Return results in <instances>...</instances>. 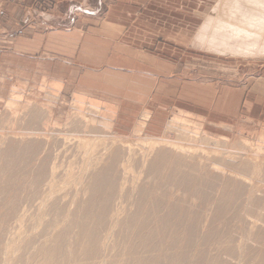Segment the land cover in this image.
I'll return each mask as SVG.
<instances>
[{
	"label": "rangeland",
	"instance_id": "1",
	"mask_svg": "<svg viewBox=\"0 0 264 264\" xmlns=\"http://www.w3.org/2000/svg\"><path fill=\"white\" fill-rule=\"evenodd\" d=\"M221 2L223 0H0V154L2 152L5 154L12 150L13 148L11 149V147H15L14 151H16V147L21 150L13 151L12 157L9 156V158L4 157V154L0 155V172L2 171L0 173V249L2 248V251L0 250V264L37 263L39 260L38 253H40L41 246L45 245L47 237L50 238L53 235L54 228L63 225V223L65 225L68 222L67 220L65 222L62 217H66L68 210L77 208L75 203L77 200L88 202V200L90 201L93 198L92 195L85 196L91 185L89 183L90 179H92L91 177L95 176V174L97 175V170L103 169H99L101 165L106 167L107 161H109L111 156L122 152V146H125V149L130 147L129 149L134 151L132 153L135 155V161H132L133 166L130 168L132 170L128 175L124 174L126 171L123 170L122 166H117L122 168L114 170L113 175L117 180H115L113 185L114 187L116 184L124 186L123 194L126 195H123V199H121L122 201L124 200V203L121 200L118 201L123 205L121 203L118 204L116 201L118 205L115 204L116 207H114L116 209H113L120 212V214L123 212L125 216L122 218L124 214H121L120 218L124 219L126 214L128 216V212L124 211L139 210L138 204L141 202V197L153 191L154 193L150 194L153 195L151 199L148 197L149 202L147 201V205L150 206H148L150 210L154 209L153 211L162 212L158 213L154 220L152 218L153 222L151 220V225L156 226L158 224L157 218L160 215H163L160 218L164 217L165 220L170 217L168 224L166 226L162 225L166 233L164 239L155 241L158 251L156 253L152 251L147 255L148 259H144L143 261L146 262L142 264H151L153 262L154 264H171L173 259L176 258L175 256L182 254H186L184 261H182L183 264L184 262L185 264H195V260L199 261V257H201V264H215L213 263L215 255L217 257L222 255L221 259H229L228 254L231 252L234 253H231L233 255L230 257V259H233L230 262H233L232 264H253L254 260L255 263L259 264L260 259L257 258L264 253V249L261 247L262 245L264 248V238L259 242L256 237L260 234L264 236V221L259 218L264 208L262 206H253V204H255V200H258L257 202L260 200V203L262 200L264 201V192H261L264 191V52H259V54L255 52L256 54L253 53L246 56L233 54L228 50L223 52L220 48L213 49L204 46L205 44L199 39L205 33L203 27L209 18H213V16L216 18L218 13L216 11L222 5ZM208 34H210L209 31ZM11 103H13L12 107L10 106ZM92 105L96 110L92 108ZM37 109L39 111L33 115V119L36 118L34 120H37L39 118L40 122L38 119V123L35 121L36 125L31 126L29 122L33 120L31 118L32 112ZM42 115L44 118L46 116L44 120ZM175 115L179 118L182 117L183 120L185 117L189 120L186 125L187 128H185L192 136L189 134L188 136L191 137L184 138L185 143L188 142L186 144L184 142L181 143L183 140L181 132L185 128L184 125L180 126V121L175 126L178 129L171 132V135L168 133L167 127L169 123L175 121ZM79 118L82 122H79ZM103 121L109 123V128L102 130L100 126H97ZM89 123L90 125L88 126ZM140 123L145 124L142 133L140 135L135 134V131L139 130L137 127ZM192 123L195 125H193L194 127ZM95 124L96 126H94ZM180 129L183 130L178 132ZM196 131L198 134L193 135ZM178 137L181 139H178ZM81 139L84 142L87 141V144L90 142L91 146L87 145L85 147L84 143V146L83 144L81 145ZM101 141L106 145H103ZM109 143L111 145L114 143V146L112 147ZM215 143L220 145L217 144V146ZM27 144L29 145L27 146ZM191 144H195V146ZM235 145L236 147H233ZM223 146L226 147L224 148ZM239 146H243V150H247L246 153L250 152L244 158H253L252 160L263 162L261 174H252L251 170L246 171L238 167L242 173H238V169L234 171L236 168H233L235 166L234 163L241 167L243 165L238 162V157L241 156L239 151H242V149L237 150ZM247 146L248 149H246ZM165 147L167 150L164 149ZM231 147L235 148L236 152ZM252 147L253 149L256 148L257 152H254ZM26 148L28 151H26ZM168 148H171V150ZM226 148L229 151H233L234 157L232 151L229 152ZM189 149H192V151ZM112 150L114 153L111 154ZM24 151L26 155H20ZM141 151L148 153L149 158L145 159L147 162L153 158L156 160L158 157V164L162 167H159L161 172L159 170L158 174H155L154 171L147 173V165V168H144V164L141 166V163H139L142 156ZM157 151L160 152V155ZM175 151L177 153L180 152L178 154L179 157L183 154L181 158L185 161L189 157L187 162L191 168H186L184 164L179 163L181 159L178 156L176 157L177 154H172ZM89 152H92V154ZM149 153L153 155L150 156ZM253 153L256 155L254 156ZM192 154L196 156V160L192 161L190 159ZM224 154L229 155L227 156L229 160L224 157ZM19 155L21 156L20 158H18ZM88 155L92 158H89ZM165 155L168 157L166 158ZM172 155L179 159L175 160ZM212 155L215 158H212ZM28 156L29 158L32 156L30 160L33 159V162L29 160ZM39 156L40 158L38 159L37 157ZM221 157L224 160H220ZM207 158L211 160L209 161ZM87 159L89 161L92 160L90 161L91 165L88 164L90 165L88 167L85 163H89ZM163 159L167 160L162 163ZM169 159L172 160L169 161ZM27 160L29 165H27ZM205 160H207L208 167ZM10 161L26 163H24L25 165L22 164L24 166L21 171L18 170L17 172V168L14 167L12 173L9 172V174L4 171L6 170L5 166ZM228 162H231L230 166H228ZM42 163L43 165L46 164L43 166ZM167 163L173 169L181 168L180 164L185 166V169L184 167L182 168L183 170L181 169L185 173L174 171V174H172L167 169ZM184 163L186 164V162ZM38 164L40 165L39 167L37 166ZM174 164L178 166L173 167ZM202 164L205 166H201ZM226 164L227 166H225ZM55 165H57L58 169L55 168ZM53 166L55 169L54 175ZM163 167H167L165 168L167 171ZM243 167L245 166L243 165ZM37 170L39 173L36 174ZM122 170L124 175L121 174L120 176L119 171L121 172ZM115 171L118 172V175ZM163 171H166V173L164 172L163 174ZM190 171L193 172L190 173ZM220 172L221 174H219ZM223 172L226 173L222 175ZM244 172L246 175H244ZM165 174L169 175V177L168 175L166 176L169 180L164 179ZM175 174H181L183 177ZM170 175H173L175 180H173V177L171 179ZM10 176L11 179H9ZM126 176L129 180H127ZM192 176L194 177L192 178ZM122 177L126 180L123 181L124 178ZM151 177L155 179L152 180ZM176 177H178L177 182H174ZM160 178L167 180L164 183L167 184L164 185L162 183L164 180ZM233 178L237 180L234 182ZM118 179L124 183H120ZM157 179L159 180L157 181ZM231 179L233 180L231 181ZM154 180L156 181L154 182ZM245 180L249 182L248 185L244 182ZM224 181L229 182V184L224 183ZM232 182L236 186L235 184L232 185L233 188L230 190V183L232 184ZM137 183L138 186L136 185ZM201 183L204 184L202 185ZM209 185L216 186H213L212 189ZM221 185L225 186V189ZM161 186L163 187L162 189L160 188ZM119 187L117 186V188ZM205 188L206 190L203 191ZM154 189L156 190L154 191ZM163 189L166 190L163 191ZM137 190L139 191L137 192ZM248 190L250 193H248ZM227 191L228 193H226ZM234 192V199L238 207L236 203L233 204V198H226L230 194H234ZM177 193L179 194L177 195ZM97 194L100 193L97 192ZM159 194L162 195L160 196ZM218 194L219 197L223 195L226 199L219 198L218 201V197L216 198ZM158 195L160 198L157 197ZM249 195H251V198H249ZM163 196L165 197L164 199L162 198ZM100 198L97 206H95L96 208L88 206V208L90 207L89 210H99V207L101 209V206L108 202L105 198ZM241 198H244L243 205ZM220 199L224 201L222 205L219 203ZM166 201L168 204L170 203L169 207ZM15 202L17 204L14 207L16 213L12 214L11 206H7V204L9 203L8 205H10V203L14 204ZM230 202L232 205L229 204ZM154 203L156 204L154 205ZM171 204L174 205L172 206ZM249 204L251 205L248 208ZM119 205L121 206L119 207ZM147 205H144V209L149 210ZM215 205L219 206L216 207ZM251 206H253V209ZM233 208L234 211H237V209L238 211L234 212ZM260 208H262L261 211L259 210ZM242 209L244 216L240 215L241 212L243 213ZM246 209L248 210L246 211ZM251 209L252 211H250ZM173 211H176L177 217L173 214ZM219 211L222 213L220 214ZM226 212L229 213L227 217H225ZM165 213L169 214L168 217H166L167 214ZM238 213L239 218H242L239 220L240 223L238 221L239 218H237ZM252 213L257 217L255 218ZM10 214L11 217L9 218ZM244 218L247 219V222H245ZM219 222H221L220 225H217ZM68 224L70 223L68 222ZM68 224L66 225L67 227L65 226L67 229ZM205 225L209 228H206ZM212 226L217 228L214 231L212 230L213 228L208 230ZM202 228L203 231H201ZM206 231L211 232L207 233ZM19 233H21V236ZM219 234L221 237H225H223V242L225 243H221L222 239L220 236L218 237ZM14 235L17 241L16 239L12 240L15 238ZM178 235L182 237H180L181 239L179 238L181 241L179 240V243L175 245L172 244L179 237ZM236 235L237 238L235 237ZM197 236H199V239ZM73 237L71 235L69 239L72 240ZM230 237L236 238L234 243L239 242L236 248L234 247L236 245L232 242L233 239ZM253 238L256 242H259H257L259 245L256 244L255 240H252ZM209 240L211 243H208ZM224 240L229 241L226 242ZM13 241H16L15 246H13ZM108 242L110 243L111 240ZM231 242L234 245L233 248ZM247 242H249L248 245ZM214 243L216 244L214 245ZM7 244L9 246H5ZM121 244L122 246L124 244L129 246L127 240L120 241V244L119 242L117 243L119 247H122ZM222 245L228 248L231 246V248H226V250ZM71 246L74 247L76 244L73 243ZM175 246L178 249L172 250ZM13 247H17L15 248L16 250ZM112 247L113 245L108 249L113 251L114 248ZM240 251L243 252L242 256L238 255V253L242 254ZM254 251L255 253H253ZM200 252L203 253L200 254ZM14 254L18 257L16 258ZM209 257H212L213 260ZM240 257H242L241 260ZM123 259L133 261L135 257L125 256ZM221 259L219 263L222 262Z\"/></svg>",
	"mask_w": 264,
	"mask_h": 264
},
{
	"label": "bare ground",
	"instance_id": "2",
	"mask_svg": "<svg viewBox=\"0 0 264 264\" xmlns=\"http://www.w3.org/2000/svg\"><path fill=\"white\" fill-rule=\"evenodd\" d=\"M222 3V5L219 7V8H217V10L218 11H216V12H218L217 14H216V18H215V16H213V18H215V19H213L212 17L211 18H209L208 19V21L206 22V24L204 25V27H203V29H204V34L203 35H201V37L199 38L200 39V41L202 42V43H204L205 45L204 46H208V48H213V49H216V48H220V49H222L223 50V52L224 51H229V52H231V53H233V54H242V55H249V54H253V53H255V52H258V54H259V52L261 53V52H264V0H223V2H221ZM213 11H215V10H213ZM208 31L210 32V34H208ZM219 50V49H218ZM256 54V53H255ZM12 105H13V103H11L10 104V106L12 107ZM35 107V106H34ZM40 108V107H39ZM92 108L93 109H95L94 108V106L92 105ZM34 109V108H33ZM36 109V108H35ZM40 110H41V108H40ZM96 110V109H95ZM38 111H39V109H37V110H35V111H33L32 112V119H33V115L34 114H37L38 113ZM40 112H42V111H40ZM39 112V113H40ZM146 115V114H145ZM149 115V114H148ZM182 115V114H181ZM189 115V114H188ZM38 116V115H37ZM45 116V115H44ZM78 116V115H77ZM176 116V115H175ZM35 117V116H34ZM40 118H41V116H39ZM42 117H43V115H42ZM80 117V116H79ZM189 117V116H188ZM187 117V118H188ZM191 117V116H190ZM45 118H46V116H45ZM44 117H43V120L45 119ZM146 118H147V115H146ZM34 119H36V118H34ZM30 120L31 122H29L30 124H31V126L32 125H36V122L35 121H37V123H38V119L37 120ZM76 119H78V118H76ZM143 119V118H142ZM181 119H182V117H178V116H176V118H174V120L175 121H173V122H171V123H169V126L167 127V129H168V133H170V135H171V132H174V130L176 129H178V127H175V126H177V124L179 123V121H180V126L182 125H184V128L186 127V125H187V122H189V120H187L186 119V117H185V119L183 120L182 119V121H181ZM188 119H190V118H188ZM79 120H80V118H79ZM145 120H147V119H145ZM35 122V123H34ZM39 122H40V119H39ZM79 122H82L81 120L79 121ZM193 122V121H192ZM83 123H84V121H83ZM46 124H47V122H46ZM45 124V125H46ZM85 124H87L86 122H85ZM92 124H94V122H92ZM91 124V125H92ZM176 124V125H175ZM44 125V124H43ZM90 125V123L88 124V126ZM188 125H190V124H188ZM194 124L192 123V126H193ZM30 126V125H29ZM94 126H96V124L94 125ZM97 126H100V128L102 129V130H104V128L106 129V128H109V123L107 122V121H103L102 123H100L99 125H97ZM144 126H145V124L143 123V124H139L138 125V127H137V129H139V130H136L135 131V134H141L142 133V130H143V128H144ZM179 126V125H178ZM195 126V125H194ZM193 126V127H194ZM88 128V127H87ZM183 128V129H184ZM187 128V127H186ZM186 128L183 130V129H180V130H178V132L180 131H182L181 133H182V136L181 137H183V140L181 141V143H183L184 142V144H186V143H188V142H186L185 143V139L184 138H188V137H191L192 135H191V133L190 132H188V130H186ZM189 128V127H188ZM197 128V127H196ZM30 129V128H29ZM32 130V129H31ZM93 130V129H92ZM108 130V129H107ZM193 130V129H192ZM191 130V131H192ZM4 131V130H3ZM9 131V130H8ZM86 131V130H85ZM195 131V130H194ZM48 132V131H47ZM93 132H94V130H93ZM177 132V131H176ZM186 132V133H185ZM32 133V132H31ZM33 133H35L34 131H33ZM96 133V132H95ZM167 133V132H166ZM165 133V134H166ZM177 134H180V133H177ZM191 135V136H188V135ZM195 134H198V132L196 131L195 133H193V135H195ZM97 135V134H96ZM77 136V135H76ZM98 136V135H97ZM168 136H169V134H168ZM136 137V136H135ZM180 137H178V139H179ZM198 138V137H197ZM181 139V138H180ZM166 140V139H165ZM197 140V139H196ZM162 141H163V139H162ZM167 141V140H166ZM170 141V140H169ZM192 141V140H191ZM78 142V141H77ZM87 142V141H86ZM86 142H84V140H82L81 139V145L84 143L86 146L85 147H87V145H89V146H91L90 145V142H89V144H87ZM102 142V141H101ZM104 142H106V140H104ZM114 142H117V141H114ZM173 142H175V141H173ZM178 142H180L179 140H178ZM79 143V142H78ZM112 143V142H111ZM189 143H192V142H189ZM193 143H195V141H193ZM220 143V142H219ZM219 143H217V144H219ZM34 144V143H33ZM84 144H83V146H84ZM102 144H103V142H102ZM102 144H101V146H102ZM105 144V143H104ZM103 144V145H104ZM110 144V143H109ZM144 144V143H143ZM142 144V145H143ZM172 144V143H171ZM207 144H209V143H207ZM216 144V143H215ZM216 144V145H217ZM221 144V143H220ZM219 144V145H220ZM29 144H27V146H28ZM98 145H100V144H98ZM106 145V144H105ZM111 145V144H110ZM147 145V144H146ZM148 145H149V143H148ZM161 145V144H160ZM188 145H190V144H188ZM191 145H193V146H195V144H191ZM19 146V145H18ZM35 146V145H34ZM79 146V145H78ZM93 146V145H92ZM108 146V145H107ZM112 147L114 146V143H113V145H111ZM152 146V145H151ZM197 146H199V145H197ZM218 146V145H217ZM241 146V145H240ZM239 146V147H240ZM94 147H95V145H94ZM106 147V146H105ZM105 147H104V149H105ZM123 147V149H122V152H119V153H117V155H113V156H111V158L109 159V161H107L108 163H107V165H106V163H105V165H106V167H102V165H101V168H99V169H102V170H97L98 171V173H97V175L95 174L96 173V171H95V176H92L91 178L92 179H90V181H89V183L91 184L90 185V188H89V190H88V192L86 193V195L85 196H87V195H92L93 196V198L89 201L88 200V202L86 201H83V202H81V201H78L77 199V201L75 202L76 203V206H77V208L75 209V210H68L67 212H66V217H62V218H64V220H65V222H66V220L70 223V224H68V222L64 225V223H63V225H59V227H56V228H54V230H53V235L50 237V238H48L47 237V240H46V243H45V245L44 246H41V248H40V253H38V255H39V260H38V262L37 263H35V264H131L132 262H134L133 264H142V263H144V262H146V261H143L144 259L146 260V258H147V255H149L152 251H154L155 253L158 251V247L156 246L157 244H155V241L156 240H159V241H162L163 239H164V236L166 235V233H165V231H164V228H163V226L162 225H164V226H166L167 224H168V221H169V218H166V220L164 219V217L163 218H160V216H159V218H157V222H158V224L155 226H152L151 225V220H152V218H153V220H154V218L156 217V216H158V213H160V212H162V211H153V210H150V206L149 205H147V201L149 200V199H151V196H153V195H150V194H152V193H154L153 191H152V193L150 192V194H146V195H144L143 197H141L142 199H140L141 200V202L138 204V207H140V208H138L139 210H136V211H129V210H127V211H124V212H128V216H127V214H126V218H124V219H122L123 218V216H125V214L122 212L121 214H124V215H122V218H120V212H117L116 210H114L113 208H115L116 207V205L115 204H117L116 203V201L118 202V201H120L121 199H123V191H124V186H122V185H117L116 184V186L114 187V183H115V180H117V179H115L116 177L113 175L114 174V170L116 169V170H118L119 168H122L123 167V170L124 171H126V172H124V174H126V175H128V173L132 170V169H130L131 168V166H133L132 165V161L134 160L135 161V158H134V153H132V152H134V151H132L131 149H129V148H126L125 149V146H122ZM144 147H145V144H144ZM147 147H149V146H147ZM146 147V148H147ZM153 147V146H152ZM157 147H158V145H157ZM201 147H204V146H201ZM205 147H206V145H205ZM208 147V146H207ZM220 147V146H219ZM224 148L226 147V146H223ZM233 147H236V145L235 146H233ZM233 147H231L232 148V150L233 149H235V148H233ZM237 147V150L238 149H242V151H239V153H240V155L241 156H239V155H237V156H239L238 157V159H239V164H243L245 167H243V165H242V167L240 166H237L234 162V165L235 166H233V168L234 167H236L235 169H234V171L235 170H237L238 168H240V169H244V170H251L250 172H252V174H261L260 172H261V170H262V163H260V162H258V160L256 161L255 159L254 160H252V159H250V158H248V159H246V158H244V156L246 155V154H249L248 152L246 153V151L247 150H243V146L242 147ZM260 147V146H259ZM13 148V149H12ZM31 148V147H30ZM35 148V147H34ZM45 148V147H44ZM43 148V149H44ZM92 148V147H91ZM100 148V147H99ZM109 148V147H108ZM176 148V147H175ZM178 148V147H177ZM179 148H180V146H179ZM223 148V149H224ZM245 148V147H244ZM261 148V147H260ZM11 149L12 150H10V151H8V152H6L5 154L2 152V154H0V155H3L4 154V157H7V158H9V156H11L12 155V152L15 150V147H11ZM20 148H17L16 147V151L18 150V151H21V150H19ZM24 149V148H23ZM27 149V148H26ZM39 149V148H38ZM46 149V148H45ZM94 150H95V148H93ZM97 149V148H96ZM113 149V148H112ZM117 149H119V148H117ZM134 149V148H133ZM148 149V148H147ZM155 149H157V148H155ZM155 149H154V151H155ZM164 149H166V147L164 148ZM169 149V148H168ZM217 149H218V147H217ZM220 149V148H219ZM222 149V150H223ZM227 149V151H229L228 150V148H226ZM246 149H248V146L246 147ZM250 149V148H249ZM252 149H253V147H252ZM35 150H36V148H35ZM81 150V149H80ZM114 150V149H113ZM112 150V151H113ZM167 150V149H166ZM169 150H171V148L169 149ZM188 150V149H187ZM190 151H192V149H189ZM225 150V149H224ZM232 150H230V151H232ZM251 150V149H250ZM254 150V152H257L256 151V148L255 149H253ZM16 151H14V152H16ZM26 151H28V149L26 150ZM30 151V150H29ZM40 151V150H39ZM83 151V150H82ZM152 151V150H151ZM151 151H149L150 153H151ZM163 151V150H162ZM172 151H173V148H172ZM219 151V150H218ZM226 151V150H225ZM229 151V152H230ZM234 151V150H233ZM233 151H232V154H233V157H234V153H233ZM237 151V152H238ZM249 151V150H248ZM260 151V150H259ZM93 152V151H92ZM92 152H89L90 154H92ZM142 152V151H141ZM156 152V151H155ZM157 152H159V151H157ZM165 152V151H164ZM182 152V151H181ZM188 152V151H187ZM216 152V151H215ZM235 152H236V149H235ZM34 153H35V151H34ZM42 153V152H41ZM88 153V154H89ZM105 153V152H104ZM112 153H114V151L113 152H111V154ZM150 153H149V155H150ZM153 153V152H152ZM163 153V152H162ZM166 153V152H165ZM164 153V154H165ZM180 153V152H179ZM179 153H177V151H175V153L173 152L172 154H177L176 155V157L178 156V154ZM192 153V152H191ZM228 153V152H227ZM252 153V152H251ZM259 153V152H258ZM15 154V153H14ZM19 154V153H18ZM17 154V155H18ZM21 154H23L22 156H25L26 155V152L24 151L23 153H20V155ZM89 154V155H90ZM99 154V153H98ZM159 155H160V152L158 153ZM190 154V153H189ZM197 154H198V152H197ZM204 154V153H203ZM207 154V153H206ZM229 154V153H228ZM17 155H16V157H17ZM19 155V157L18 158H20L21 156ZM28 155H29V152H28ZM42 155V154H41ZM40 155V156H41ZM44 155V154H43ZM88 155V156H89ZM96 155V154H95ZM110 155V154H109ZM137 155V154H136ZM141 159H140V157H139V159H140V161H139V163H141V166L143 165V167L145 168L146 167V165H147V167H148V170H147V173H149L150 171H154L155 172V174H158V172H159V170L162 168L161 167V165L160 164H158V157H157V159L156 160H154V158L152 159V160H150V161H146L145 159H147V158H149V156H148V153H145V151H144V153L142 152L141 153ZM151 155H153V154H151ZM150 155V156H151ZM181 155H183V154H181ZM180 155V159H181V162H179V163H182V164H184L185 166H186V168H191V166H190V164H188V162H187V160H189V157H187V159L185 158V156H183V158H185L186 159V161L184 160V159H182L181 156ZM185 155V154H184ZM225 155V154H224ZM253 155L255 156L256 154L255 153H253ZM33 156V155H32ZM32 156H31V158H32ZM35 156V155H34ZM36 156H37V154H36ZM40 156L39 157H37L38 159L40 158ZM45 156V155H44ZM66 156V155H65ZM93 156V155H92ZM97 156V155H96ZM99 156H101V155H99ZM169 156H171V155H169ZM173 156V155H172ZM187 156V155H186ZM195 155H193L192 154V157H190V159L193 161V160H196L195 158H196V156L194 157ZM217 156V155H216ZM222 156V155H221ZM227 156H229V155H225L224 157H227ZM259 156V155H258ZM12 157V156H11ZM46 157H47V155H46ZM91 156H89V158H90ZM156 157V156H155ZM162 157V156H161ZM165 157L167 158L168 156H166L165 155ZM165 157H163V158H165ZM175 157V155L173 156V158ZM174 158L175 160L177 159V158ZM199 157V156H198ZM206 157V156H205ZM231 157V156H230ZM247 157V156H246ZM2 158H3V156H2ZM1 158V160H3ZM25 158V157H24ZM28 158H29V156H28ZM27 158V159H28ZM31 158H29V160L31 159ZM88 158V159H89ZM92 158V157H91ZM152 158V157H151ZM178 158V159H179ZM204 158V157H203ZM212 158H215V157H213V155H212ZM229 157H227V159H228ZM232 158V157H231ZM46 159V158H45ZM87 159V161H89ZM99 159V158H98ZM160 159V158H159ZM177 159V160H178ZM199 159V158H198ZM197 159V160H198ZM202 159V158H201ZM207 159H209V158H207ZM222 159V157L220 158V160ZM226 159V160H227ZM234 159V158H233ZM42 160V159H41ZM44 160V159H43ZM137 160V159H136ZM141 160H142V162H141ZM167 159H163V161H162V163H164V161H166ZM172 159H169V161H171ZM190 160V161H191ZM211 159H209V161H210ZM222 160H224V158L222 159ZM225 160V161H226ZM229 160V159H228ZM227 160V161H228ZM241 160V161H240ZM4 161H5V158H4ZM22 161V160H21ZM28 161V160H27ZM30 161H32L33 162V159L32 160H30ZM90 161H92V160H90ZM89 161V163H87V162H85L86 163V165H87V167L88 166H90L91 165V162ZM138 161V160H137ZM180 161V160H179ZM199 161V160H198ZM206 161L207 160H205V163H206ZM226 161V162H227ZM3 162V161H2ZM35 162V161H34ZM43 162V161H42ZM44 162H45V160H44ZM49 162V161H48ZM160 162H161V160H160ZM168 162V161H167ZM172 162H175V161H172ZM171 162V163H172ZM178 162V161H177ZM184 162H186V164L184 163ZM196 162V161H195ZM200 163H201V161H199ZM203 162V161H202ZM226 162H224V163H226ZM4 163V162H3ZM3 163H1V164H3ZM24 163H26V162H24ZM23 162H20V161H17L16 163H14V162H12V161H10L9 163H8V165L7 166H5V171L4 172H6V173H9V172H11L12 173V169L15 167V168H17L16 170H17V172H18V170L19 171H21V169H23V166L25 165ZM36 163V162H35ZM147 163V164H146ZM192 163V162H191ZM229 163V165L228 166H230L231 164V162H228ZM22 164H24V165H22ZM31 164V163H30ZM46 164V163H45ZM44 164V165H45ZM55 164V163H54ZM57 164V163H56ZM84 164V163H83ZM88 164H90V165H88ZM150 165V167H149V165ZM169 163H167V165H168ZM178 164V163H177ZM198 164V163H197ZM197 164H196V166H197ZM203 164H204V162H203ZM203 164L201 165V166H203ZM221 164V163H220ZM223 164V163H222ZM27 165H29V161H28V164ZM26 165V166H27ZM36 165V164H35ZM42 165H43V163H42ZM43 165V166H44ZM104 165V164H103ZM164 166H166L165 164H163ZM162 165V166H163ZM172 165V164H171ZM179 165V164H178ZM178 165H176L175 166V164H174V166L173 167H177ZM224 165V164H223ZM3 166V165H2ZM32 166V165H31ZM38 167L40 166L39 164L37 165ZM57 165H55V168L56 169H58L57 167H56ZM83 166V165H82ZM117 166H122V167H117ZM179 166H181V168H172L173 169V171H172V169L169 167V165H168V168L167 167H165V168H167L169 171H171L172 172V174H174L173 172L174 171H176V172H178V173H180V172H182V168L184 167V169H185V166H182L181 164L179 165ZM192 166H193V164H192ZM195 166V167H196ZM200 166V165H199ZM198 166V167H199ZM205 166V165H204ZM203 166V167H204ZM206 166H207V163H206ZM225 166H227V164L225 165ZM37 167V168H38ZM75 167H76V165H75ZM85 167V166H84ZM86 167V168H87ZM146 167V168H147ZM159 167H161V168H159ZM208 167V166H207ZM210 167V166H209ZM222 167V166H221ZM224 167V166H223ZM238 167V168H237ZM25 168V167H24ZM30 168V167H29ZM91 168H93V167H91ZM133 168V167H132ZM164 168V167H163ZM164 168V169H165ZM193 168V167H192ZM201 168V167H200ZM212 168H215V167H212ZM218 168V167H217ZM3 169V168H2ZM27 169H28V167H27ZM44 169V168H43ZM163 169V170H164ZM167 169H165L166 171H167ZM182 169V170H181ZM204 169V168H203ZM1 170V169H0ZM40 170V169H39ZM92 170V169H91ZM123 170L120 172L119 171V173H120V176H121V174H123L122 172H123ZM191 170H193V169H191ZM200 170V169H199ZM206 170V169H205ZM239 170V169H238ZM26 172H27V170H25ZM34 171V170H33ZM38 171V170H37ZM49 171V170H48ZM57 171V170H56ZM88 171H89V169H88ZM166 171H163V174H164V172L166 173ZM221 171H223V170H221ZM24 172V171H23ZM25 172V173H26ZM36 172V171H35ZM34 172V173H35ZM54 172H55V169H54V166H53V175H54ZM59 172V171H58ZM74 172V171H73ZM72 172V173H73ZM160 172H161V170H160ZM191 172H193V171H190V173ZM203 172H204V170H203ZM205 172H207V171H205ZM219 172V171H218ZM237 172V171H236ZM241 171L239 170V172L238 173H240ZM0 173H2V171L0 172ZM13 173H15V172H13ZM32 173V172H31ZM33 173V174H34ZM37 173H39V171L38 172H36V174ZM41 173V172H40ZM52 173V172H51ZM71 173V174H72ZM115 173L117 174L118 172L117 171H115ZM185 173V172H184ZM183 172H182V174H184ZM189 173V172H188ZM195 173V172H194ZM226 172H223L222 173V175L223 174H225ZM242 173V172H241ZM245 173V172H244ZM10 174V173H9ZM32 174V175H33ZM93 174V175H94ZM123 174V175H124ZM154 174V173H153ZM154 174V175H155ZM187 174V173H186ZM197 174V173H196ZM199 174V173H198ZM212 174V173H211ZM210 174V175H211ZM218 174V173H217ZM219 174H221V172L219 173ZM249 174V173H248ZM251 174V173H250ZM13 175V174H12ZM17 175V174H16ZM27 175H28V173H27ZM39 175V174H38ZM44 175V174H43ZM118 175V174H117ZM122 175V176H123ZM151 175V174H150ZM160 175V174H159ZM161 175H162V173H161ZM168 175V174H167ZM166 174H165V178L164 179H167V180H169L168 178H166V176H167ZM176 175V174H175ZM174 175V176H175ZM192 175V174H191ZM191 175H189V176H191ZM229 175H231V174H229ZM228 175V176H229ZM244 175H246V173L244 174ZM25 176V175H24ZM30 176V175H29ZM29 176H28V178H29ZM74 176V175H73ZM176 176H182L183 177V175H176ZM186 176V175H185ZM189 176H188V179H189ZM195 176V175H194ZM194 176H192V178L194 177ZM201 176H203V175H201ZM220 176V175H219ZM227 176V177H228ZM234 176V175H233ZM232 176V177H233ZM239 176V175H238ZM252 176V175H251ZM264 176V175H263ZM14 177V176H13ZM148 177H149V175H148ZM155 177V176H154ZM168 177H169V175H168ZM171 177H173V175L171 176L170 175V178ZM209 177V176H208ZM211 177V176H210ZM218 177V176H217ZM221 177V176H220ZM230 177V176H229ZM236 177H237V175H236ZM38 178H40V177H38ZM118 178H120L119 176H118ZM122 178H124V177H122ZM121 178V179H122ZM126 178H127V176H126ZM152 178V177H151ZM158 178H159V176H158ZM163 178H160V179H162V180H164ZM175 177H173V180H175L174 179ZM177 178L178 177H176V181H174V182H177ZM221 178H224L223 176L221 177ZM240 178V177H239ZM238 178V179H239ZM248 178V177H247ZM259 178V177H258ZM1 179H3V178H1ZM6 179V178H5ZM9 179H11V176L9 177ZM15 179H16V177H15ZM74 179V178H73ZM72 179V180H73ZM78 179V178H77ZM153 179H155V178H152V180ZM172 179V178H171ZM183 179V178H182ZM199 179H201V178H199ZM211 179V178H210ZM215 179V178H214ZM234 179V178H233ZM233 179H231V181L233 180ZM22 180V179H21ZM24 180V179H23ZM22 180V181H23ZM72 180H70L71 182H72ZM118 180H120V179H118ZM124 180H126L125 178L123 179V181ZM127 180H129L128 178H127ZM159 179H157V181H158ZM167 180H164V182H162L163 184L165 183V181L167 182ZM186 180V179H185ZM190 180V179H189ZM204 180V179H203ZM202 180V181H203ZM237 180V179H236ZM235 179H234V182L236 181ZM241 180H243V179H241ZM252 180V179H251ZM9 181V180H8ZM14 181V180H13ZM12 181V182H13ZM34 181V180H33ZM35 181H36V179H35ZM53 181H54V179H53ZM57 181V180H56ZM83 181V180H82ZM123 181H121L120 180V183H124ZM156 180H154V182H155ZM211 181V180H210ZM213 181V180H212ZM221 181V180H220ZM222 181H223V179H222ZM239 181V180H238ZM237 181V182H238ZM11 182V181H10ZM11 182V183H12ZM24 182H26L25 180H24ZM37 182V181H36ZM119 182V181H118ZM138 182V181H137ZM161 182V181H160ZM173 182V181H172ZM173 182V183H174ZM197 182V181H196ZM207 182H208V180H207ZM239 182H241V181H239ZM243 182V181H242ZM245 183H247V185H248V183L249 182H246V180L244 181ZM243 182V183H244ZM14 183V182H13ZM22 183V182H21ZM20 183V184H21ZM30 183V182H29ZM32 183V182H31ZM127 183H128V181H127ZM126 183V184H127ZM134 183V182H133ZM158 183V182H157ZM169 183V182H168ZM192 183H194V182H192ZM198 183V182H197ZM204 183H205V181H204ZM203 183V184H204ZM218 183H219V180H218ZM217 183V184H218ZM224 183H228L229 184V182H226V181H224ZM5 184V183H4ZM38 184V183H37ZM69 184H70V182H69ZM79 184V183H78ZM119 184V183H118ZM125 184V185H126ZM167 184V183H166ZM166 184H164V185H166ZM169 184H171V183H169ZM181 184V183H180ZM199 184V183H198ZM202 184V183H201ZM202 184V185H203ZM215 184V183H214ZM235 183H233L232 182V184L230 183V185H231V187L230 186H228V185H226L227 187H230V190L233 188L232 187V185H234ZM239 184V183H238ZM237 184V185H238ZM250 184H251V182H250ZM31 185V184H30ZM29 185V186H30ZM45 185V184H44ZM124 185V184H123ZM137 186H138V183L136 184ZM171 185H174V184H171ZM176 185V184H175ZM184 185V184H183ZM182 185V186H183ZM200 185V184H199ZM242 185V184H241ZM5 186V185H4ZM21 186H23V185H21ZM36 186V185H35ZM117 186L119 187V188H117ZM151 186H153V185H151ZM168 186V185H167ZM181 186V187H182ZM195 186V185H194ZM209 186H211V185H209ZM208 186V187H209ZM213 186H216V185H213ZM213 186H211L212 187V189H213ZM222 186V185H221ZM235 186H236V184H235ZM234 186V187H235ZM86 187V186H85ZM126 187V186H125ZM146 187V186H145ZM150 187V186H149ZM149 187H147V188H149ZM155 187V186H154ZM177 187H178V185H177ZM184 187V186H183ZM182 187V188H183ZM186 187V186H185ZM201 187V186H200ZM223 187V186H222ZM222 187H221V189H222ZM245 187H246V184H245ZM244 187V188H245ZM248 187V186H247ZM253 187V186H252ZM257 187V186H256ZM2 188V187H1ZM15 188V187H14ZM37 188V187H36ZM42 188V187H41ZM88 188V187H87ZM156 188V187H155ZM161 189L163 188L162 186L160 187ZM195 188V187H194ZM196 188H198V187H196ZM195 188V189H196ZM210 188V187H209ZM208 188V189H209ZM224 189H225V186L223 187ZM240 188V187H239ZM243 188V187H242ZM45 189V188H44ZM133 189V188H132ZM138 189V188H137ZM152 189H153V187H152ZM157 189H158V187H157ZM174 189V188H173ZM199 189V188H198ZM207 189V190H208ZM217 189V188H216ZM227 189V188H226ZM247 189V188H246ZM257 189V188H256ZM259 189V188H258ZM14 190V189H13ZM18 190V189H17ZM22 190V189H21ZM47 190V189H46ZM147 190V189H146ZM151 190V189H150ZM156 189H154V191H155ZM159 190V189H158ZM164 190H166V189H163V191ZM174 190H176V189H174ZM183 190V189H182ZM181 190V191H182ZM204 190H206V188L205 189H203V191ZM219 190H220V188H219ZM240 190H241V188H240ZM253 190H255L254 188H253ZM10 191V190H9ZM25 191V190H24ZM37 191V190H36ZM42 191H43V189H42ZM56 191V190H55ZM101 191H102V193H101ZM104 191H105V193H104ZM120 191V192H119ZM129 191V190H128ZM139 190H137V192H138ZM171 191V190H170ZM177 191H178V189H177ZM200 191H201V189H200ZM218 191V190H217ZM222 191V190H221ZM228 191H229V189H228ZM228 191L226 192V193H228ZM242 191H243V189H242ZM242 191H241V193H242ZM257 191V190H256ZM260 191V190H259ZM15 192H16V190H15ZM22 192V191H21ZM26 192H27V190H26ZM39 192H40V190H39ZM86 192V191H85ZM84 192V193H85ZM97 192L98 193H100V194H97ZM147 193H148V191H146ZM156 192H158V191H156ZM172 192H173V190H172ZM186 192V191H185ZM206 192V191H205ZM218 192H220V191H218ZM235 192H236V190H235ZM235 192H234V194H230L228 197H226L227 199L228 198H233L234 199V196H235ZM239 192V191H238ZM237 192V193H238ZM244 192V191H243ZM261 192H264V191H261ZM46 193V192H45ZM127 193V192H126ZM159 193V192H158ZM176 193V192H175ZM187 193V192H186ZM221 193V192H220ZM223 193V192H222ZM232 193V192H231ZM241 193H239V194H241ZM245 193V192H244ZM248 193H250L249 192V190H248ZM43 194V193H42ZM55 194V193H54ZM131 194V193H130ZM156 194V193H155ZM155 194H154V196H155ZM162 194H163V192H162ZM161 194V195H162ZM179 193H177V195H178ZM202 194V193H201ZM243 194V193H242ZM246 194H247V192H246ZM12 195V194H11ZM126 195V194H125ZM124 195V196H125ZM160 195V194H159ZM157 196V197H159L160 198V196ZM165 195V194H164ZM175 195V194H174ZM174 195H172V196H174ZM176 195V196H177ZM205 195V194H204ZM221 195V194H220ZM226 195V194H225ZM35 196V195H34ZM48 196H49V194H48ZM170 196H171V194H170ZM175 196V197H176ZM201 196V195H200ZM203 196V195H202ZM208 196V195H207ZM222 197H219V194L218 195H216V198L218 197V201H219V198H225V196H223V195H221ZM239 196V195H238ZM251 195H249V198H251L250 197ZM40 197V196H39ZM88 197V196H87ZM100 197H103V198H105V200H108V202L106 203L105 202V205H103V206H101L102 208L100 209V207L98 208L99 210H96V209H91V210H89L90 209V207L88 208V206H92V207H94V208H96L95 206H97V202L99 201V199H101ZM145 197V198H144ZM148 197H150L149 199H148ZM246 197V196H245ZM254 197V196H253ZM263 197V196H262ZM27 198V197H26ZM86 198V197H85ZM84 198V199H85ZM163 199L165 198L164 196L162 197ZM174 198V197H173ZM207 198V197H206ZM210 198V197H209ZM225 198V199H226ZM238 198V197H237ZM236 198V199H237ZM257 198V197H256ZM261 198V197H260ZM4 199V198H3ZM9 199V198H8ZM23 199V198H22ZM30 199V198H29ZM39 199V198H38ZM37 199V200H38ZM45 199H46V197H45ZM49 199V198H48ZM83 199V198H82ZM124 199H125V197H124ZM242 199V198H241ZM263 199V198H262ZM10 200V199H9ZM32 200V199H31ZM36 200V199H35ZM217 200V199H216ZM222 199H220V204L222 205L223 203H224V201H221ZM224 200V199H223ZM122 201V200H121ZM156 201H157V199H156ZM159 201V200H158ZM172 201V200H171ZM229 201H230V199H229ZM240 201V200H239ZM238 201V202H239ZM243 201H244V198L242 199V205H243ZM246 201V200H245ZM252 201H254L253 199H252ZM252 201H251V204H252ZM258 201V200H257ZM256 200H255V204H253V206H262L263 208H264V201L262 200L261 201V203H260V200H259V202H257ZM32 202V201H31ZM123 203H124V200L122 201ZM149 202V201H148ZM169 202V201H168ZM241 202V201H240ZM248 202H249V200H248ZM247 202V203H248ZM29 203V202H28ZM104 203V202H103ZM121 203V202H120ZM119 202H118V204H120ZM158 204H159V202H157ZM166 203H167V201H166ZM218 203V204H219ZM234 203H236L235 202V199H234V202H233V204ZM5 204H7V203H5ZM9 204V203H8ZM7 204V206H11V211H12V214H14V212L16 213V210L14 209V207H16L17 206V204H16V202L14 203V204H12V203H10V205H8ZM45 204V203H44ZM117 204V205H118ZM122 204V203H121ZM156 203H154V205H155ZM158 204H157V206H158ZM168 204V203H167ZM170 204V203H169ZM167 205L168 207L170 206V205ZM225 204H226V201H225ZM229 204H231V202L229 203ZM251 204H249L248 205V208H249V206L251 205ZM28 205V204H27ZM102 205V204H101ZM123 205V204H122ZM144 205H147V208H149V210H146V209H144ZM151 205H153V204H151ZM160 205H163V204H160ZM166 205V204H165ZM172 206L174 205V204H171ZM227 205H228V203H227ZM232 205V204H231ZM230 205V206H231ZM236 205H237V203H236ZM247 205V204H246ZM6 206V207H7ZM87 206V207H86ZM115 206V207H114ZM121 205H119V207H120ZM137 206V205H136ZM149 206V207H148ZM157 206H155V207H157ZM177 206V205H176ZM214 206V205H213ZM216 206V205H215ZM219 206V205H218ZM218 206H216V207H218ZM229 206V205H228ZM245 206V205H244ZM253 206H251V208L253 207ZM155 207H153V208H155ZM222 207V206H221ZM232 207V206H231ZM236 207V206H235ZM237 207H238V205H237ZM5 208V207H4ZM61 208V207H60ZM229 208V207H228ZM241 208V207H240ZM245 208H247V207H245ZM255 208V207H254ZM257 209H258V207H256ZM46 209V208H45ZM71 209V208H70ZM116 209V208H115ZM119 209V208H118ZM180 209V208H179ZM253 209V208H252ZM252 209L250 210V211H252ZM256 209V210H257ZM261 209L262 208H260L259 210L261 211ZM3 210V209H2ZM8 210H9V207H8ZM15 210V211H14ZM48 210V209H47ZM120 210V209H119ZM221 210V209H220ZM229 210V209H228ZM231 210V209H230ZM233 211H234V208L232 209ZM248 209H246V211H247ZM4 211H6V210H4ZM43 211V210H42ZM45 211V210H44ZM116 213H115V212ZM223 211H225V210H223ZM226 211H227V207H226ZM232 211V212H233ZM236 211V210H235ZM234 211V212H235ZM237 211H238V209H237ZM236 211V212H237ZM242 211H243V209H242ZM249 211V212H250ZM10 212V211H9ZM40 212V211H39ZM165 212H166V210H165ZM181 212V211H180ZM218 212V211H217ZM216 212V213H217ZM229 212V211H228ZM248 212V213H249ZM257 213H258V211H256ZM256 212H255V214H256ZM164 213V212H163ZM169 213H170V211H169ZM219 213H220V211H219ZM219 213H217V214H219ZM222 213V212H221ZM220 213V214H221ZM254 213V212H253ZM253 213H252V215H253ZM165 214H167V213H165ZM173 214L177 217V213H176V211H173ZM215 214V213H214ZM229 213H225V217H227V215H228ZM233 214V213H232ZM247 214V213H246ZM259 214H260V212H259ZM55 215V214H54ZM168 215L169 214H167V216L166 217H168ZM182 215V214H181ZM186 215V214H185ZM241 216L243 215L244 216V211H243V213L241 212V214H240ZM248 215H250V214H248ZM16 216V215H15ZM18 216V215H17ZM37 216V215H36ZM51 216V215H50ZM163 216V215H162ZM161 216V217H162ZM200 216H202L201 214H200ZM253 216H255V215H253ZM11 217V214L9 215V218ZM39 217V216H38ZM213 217V216H212ZM224 217V216H223ZM257 216H255V218H256ZM41 218V217H40ZM193 218V217H192ZM198 218V217H197ZM201 218V217H200ZM235 218V217H234ZM237 218H239V213H238V217ZM241 218V217H240ZM240 218L238 219V221L240 220ZM246 218V217H245ZM244 218V219H245ZM250 218V217H249ZM260 220L261 221H264V210L262 211V213H261V215H260ZM52 219V218H51ZM178 219H179V216H178ZM210 219V218H209ZM219 219V218H218ZM217 219V220H218ZM222 219V218H221ZM225 219V218H224ZM242 219V218H241ZM254 219V218H253ZM8 220V219H7ZM36 220V219H35ZM41 220V219H40ZM153 220H152V222H153ZM198 220V219H197ZM208 220V219H207ZM235 220H236V218H235ZM235 220H233V221H235ZM247 219H245V222H247L246 221ZM257 220V219H256ZM5 221H6V219H5ZM57 221H58V219H57ZM156 221V220H155ZM154 221V222H155ZM223 221H225V220H223ZM223 221H222V224H223ZM62 222H63V220H62ZM178 222V221H177ZM194 222V221H193ZM242 222V221H241ZM244 222V223H245ZM260 222V221H259ZM14 223V222H13ZM191 223V222H190ZM195 223V222H194ZM213 223V222H212ZM220 223L221 222H219L217 225H220ZM233 223V222H232ZM239 223H240V221H239ZM2 224V223H1ZM68 224V229L66 228L67 225ZM154 224V223H153ZM178 224V223H177ZM192 224V223H191ZM234 225H235V223H233ZM247 224V223H246ZM52 225V224H51ZM55 225V224H54ZM175 225V224H174ZM190 225V224H189ZM209 225V224H208ZM225 225H226V223H225ZM2 226H3V224H2ZM57 226V225H56ZM66 226V227H65ZM160 226H162V227H160ZM173 226V225H172ZM198 226V225H197ZM214 226H216V225H214ZM214 226H212L210 229H208V230H211ZM5 227V226H4ZM55 227V226H54ZM94 227H96V228H94ZM168 227V226H167ZM174 227V226H173ZM176 227H177V225H176ZM180 227V226H179ZM190 227V226H189ZM201 227V226H200ZM203 227V226H202ZM205 227H206V225H205ZM226 227V226H225ZM234 228H235V226H233ZM14 228V227H13ZM65 228H66V230H65ZM196 228V227H195ZM206 228H209V227H206ZM215 228H217V227H215ZM215 228H213L212 230L214 231V229ZM230 228V227H229ZM233 228V229H234ZM246 228H247V226H246ZM249 228H250V226H249ZM4 229V228H3ZM5 229H6V227H5ZM171 229V228H170ZM248 229V228H247ZM246 229V230H247ZM7 230V229H6ZM167 230V229H166ZM193 230V229H192ZM198 230H200V229H198ZM207 230V229H206ZM232 230V229H231ZM252 230V229H251ZM190 231V230H189ZM201 231H203V228H202V230ZM200 231V232H201ZM244 231V230H243ZM1 232V231H0ZM104 234H103V233ZM169 232V231H168ZM174 232V231H173ZM172 232V233H173ZM181 232V231H180ZM184 232V231H183ZM207 232V231H206ZM205 232V233H206ZM208 232H211V231H208ZM207 232V233H208ZM216 232H217V230H216ZM221 232V231H220ZM238 232V231H237ZM236 232V233H237ZM262 232V231H261ZM9 233V232H8ZM27 233V232H26ZM171 233V234H172ZM189 233V232H188ZM204 233V234H205ZM225 232L223 231V234H224ZM232 233V232H231ZM233 233H234V231H233ZM239 233V232H238ZM248 233H249V231H248ZM251 233H254V232H251ZM14 234V233H13ZM20 234V236H21V233H19ZM169 234V233H168ZM177 234V233H176ZM179 234V233H178ZM192 234V233H191ZM191 234H190V236H191ZM203 234V233H202ZM210 234V233H209ZM208 234V235H209ZM218 234V233H217ZM216 234V235H217ZM226 234L228 235V233L226 232ZM245 234V233H244ZM255 234V233H254ZM259 234H260V232H259ZM74 236L73 238H72V240H70L69 239V236ZM200 235V234H199ZM215 235V234H214ZM225 235V234H224ZM232 235V234H231ZM238 235V234H237ZM237 235L235 236L236 238H237ZM257 235V234H256ZM262 234H260V235H258L257 237H256V239L257 240H259V242H260V240H262L263 238H264V236H261ZM7 236V235H6ZM19 236V235H18ZM50 236V235H49ZM176 236V235H175ZM179 236V235H178ZM183 236V235H182ZM196 236V235H195ZM203 236V235H202ZM205 236H207V235H205ZM210 236H211V234H210ZM209 236V237H210ZM220 236V234L218 235V237ZM229 236V235H228ZM232 236H234V235H232ZM12 237V236H11ZM14 237H15V235H14ZM181 236H179V237H177V239H176V241L174 242V243H172V244H177V243H179V240L182 238H180ZM199 236H197V238H198ZM213 237V236H212ZM211 237V238H212ZM221 237V236H220ZM224 237V236H223ZM223 237H221V239H222V242L221 243H225V242H223ZM243 237V236H242ZM253 237V236H252ZM13 238V237H12ZM17 238H21V237H17ZM180 238V239H179ZM183 238H184V236H183ZM187 238H189V237H187ZM210 238V239H211ZM216 238V237H215ZM225 238V237H224ZM230 238H232V237H230ZM234 238V237H233ZM232 238V239H233ZM235 238V239H236ZM246 238H248V237H246ZM250 238H251V234H250ZM14 239H16V237L15 238H13L12 240H14ZM74 239V240H73ZM175 239V238H174ZM195 239V238H194ZM199 239V238H198ZM217 239V238H216ZM221 239H220V241H221ZM227 239H229L228 237H227ZM235 239H233V241L230 239V241H232L233 243L234 242H236L235 241ZM111 240V242L109 243L108 241H110ZM125 240H127V242H128V245L129 246H127V245H123L122 246V244H121V246L122 247H119V245H117V243L119 242V244H120V241H125ZM204 240V239H203ZM212 240V239H211ZM218 240H219V238H218ZM217 240V241H218ZM252 240H255L254 238L252 239ZM16 241H17V239H16ZM16 241H13V246H15V242ZM25 241V240H24ZM28 241V240H27ZM181 241V240H180ZM206 241H207V239H206ZM224 241H226V242H228L227 240H224ZM246 241H248L247 239H246ZM10 242V241H9ZM18 242H19V240H18ZM22 242H23V240H22ZM164 242V241H163ZM171 242V241H170ZM190 242V241H189ZM210 242V240L208 241V243ZM231 242V243H232ZM255 242H256V240H255ZM258 242V241H257ZM257 242H256V244H257ZM258 242V243H259ZM73 243H75L76 244V246H74V247H72L71 245L73 244ZM109 243V244H108ZM124 243V242H123ZM198 243V242H197ZM200 243V242H199ZM211 243V242H210ZM216 243H218V242H216ZM216 243H214V245L216 244ZM233 243L231 244L232 245V248H233ZM239 242L237 241V243H234L236 246H234L235 248L238 246L237 244H238ZM262 243H263V241H262ZM161 244V243H160ZM163 244V243H162ZM229 244H230V242H229ZM242 244H243V242H242ZM245 244V243H244ZM249 244V242H247V245ZM113 245V247L112 248H114V250L113 251H111V250H109L108 248H110V246H112ZM164 245V244H163ZM162 245V246H163ZM189 245V244H188ZM212 245V244H211ZM219 245H220V243H219ZM246 245V246H247ZM257 245H259V244H257ZM5 246H9L8 244L7 245H5ZM179 246V245H178ZM199 246V245H198ZM207 246V245H206ZM217 246V245H216ZM216 246H214L215 248H219V247H216ZM223 246V245H222ZM222 246H221V249H222ZM229 246V245H228ZM34 247V246H33ZM39 247V246H38ZM173 247V246H172ZM189 247V246H188ZM224 247V246H223ZM240 247H241V245H240ZM239 247V248H240ZM259 247V246H258ZM261 247H262V249H264L263 248V246L261 245ZM260 247V248H261ZM10 248V247H9ZM15 248H17V247H15ZM14 247H13V249H15ZM165 248H166V246H165ZM169 248V247H168ZM193 248V247H192ZM197 248V247H196ZM225 249L227 248V249H229V248H231V246H229V248L228 247H224ZM223 248V249H224ZM246 249H247V247H245ZM250 248V247H249ZM257 248V247H256ZM2 249V248H1ZM0 249V250H1ZM7 249V248H6ZM177 250L178 249V247L176 248V246L172 249V250ZM188 249V248H187ZM195 249V248H194ZM226 249V250H227ZM251 249H252V247H251ZM11 250H12V248H11ZM16 250V249H15ZM14 250V251H15ZM160 250V252H162L161 251V249H159ZM163 250V249H162ZM189 250V249H188ZM197 250V249H196ZM220 250V249H219ZM231 250H235V249H231ZM241 250V249H240ZM245 250V249H244ZM249 251H253V250H250V249H248ZM254 250H255V248H254ZM258 250V249H257ZM2 251V250H1ZM18 251L20 252V250L18 249ZM28 251V250H27ZM109 251H111V252H109ZM167 251V250H166ZM169 251V250H168ZM202 251V250H201ZM230 251V250H229ZM247 251V250H246ZM248 251V252H249ZM18 252V253H19ZM23 252H25V251H23ZM37 252V251H36ZM189 252V251H188ZM205 253H206V251H204ZM215 252H216V250H215ZM218 252V251H217ZM220 252H221V250H220ZM240 252H242V251H240ZM261 252V251H260ZM15 253V252H14ZM21 253V252H20ZM26 253V252H25ZM159 253V252H158ZM194 253H195V251H194ZM199 253V252H198ZM203 253V252H202ZM201 252H200V254H202ZM231 253H233V252H231ZM228 254V257H229V259H230V257L234 254ZM236 253V252H235ZM245 253V252H244ZM252 253V252H251ZM253 253H255V251L253 252ZM259 253V252H258ZM3 254V253H2ZM16 254V253H15ZM14 254V255H15ZM173 254V253H172ZM176 254V253H175ZM199 254V255H200ZM216 254V253H215ZM219 254H221V253H219ZM219 254H217V255H219ZM222 254H223V252H222ZM247 255H248V253H246ZM245 254V255H246ZM264 254V253H263ZM259 255L258 256V258L257 259H260L259 260V264H264V255ZM9 255V254H8ZM17 255V254H16ZM16 255H15V257H16ZM159 255V254H158ZM157 255V256H158ZM167 255V254H166ZM186 255V254H185ZM185 255H177V256H175V257H173V258H175V259H173V262L171 263V264H183L182 263V261H184V258H185ZM196 255V254H195ZM204 255V254H203ZM224 255H225V252H224ZM238 255H243V252H242V254H240V253H238ZM256 255V254H255ZM3 256H4V254H3ZM125 256H129V257H135V259L133 260V261H131V260H125V259H123ZM154 256V255H153ZM152 256V257H153ZM155 256H156V254H155ZM188 256V255H187ZM189 256H190V254H189ZM206 256V255H205ZM227 256V255H226ZM235 256V255H234ZM234 256H233V258H234ZM5 257V256H4ZM9 257V256H8ZM18 257V256H17ZM16 257V258H17ZM38 257V256H37ZM166 257V256H165ZM168 257H169V255H168ZM15 258V259H16ZM35 258H36V256H35ZM139 258V259H138ZM156 258V257H155ZM167 258V257H166ZM189 258V257H188ZM187 258V259H188ZM209 258H211L212 259V257H209ZM222 258V255H221V257H217L216 255H215V257H214V260H213V263H215V264H232V263H230L233 259L231 258L230 260L228 259V258H223V259H221ZM241 258L242 257H240V260H241ZM251 258V257H250ZM148 259V258H147ZM149 259H150V257H149ZM157 259V258H156ZM221 259V263H219L220 260ZM252 259V258H251ZM256 259V258H255ZM13 260V259H12ZM153 260H154V258H153ZM166 260H168V259H166ZM190 260V259H189ZM192 260V259H191ZM195 260V259H194ZM212 260H210V261H212ZM150 261V260H149ZM155 261V260H154ZM160 261V260H159ZM196 261V263L195 264H201L200 262H201V257H199V261L198 260H195ZM208 261V260H207ZM253 261V260H252ZM257 261V260H256ZM3 262V261H2ZM16 262V261H15ZM189 262V261H188ZM187 262V263H188ZM6 263V262H5ZM12 263H13V261H12ZM205 263V262H204ZM210 263V262H209ZM212 263V262H211ZM241 263V262H240ZM31 264V263H30ZM151 264H154V262L153 263H151ZM159 264V263H158ZM184 264H185V262H184ZM190 264V263H189ZM239 264V263H238ZM253 264H257V263H255V260H254V263Z\"/></svg>",
	"mask_w": 264,
	"mask_h": 264
}]
</instances>
